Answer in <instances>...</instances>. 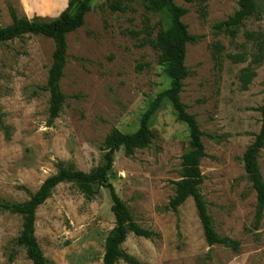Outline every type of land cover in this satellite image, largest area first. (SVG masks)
I'll list each match as a JSON object with an SVG mask.
<instances>
[{"label":"rangeland","instance_id":"rangeland-1","mask_svg":"<svg viewBox=\"0 0 264 264\" xmlns=\"http://www.w3.org/2000/svg\"><path fill=\"white\" fill-rule=\"evenodd\" d=\"M93 0L84 25L66 36L67 58L60 80L66 97L59 116L48 124L46 83L54 43L43 36L16 38L0 45V110L10 131L0 130V201L21 203L56 173V163L88 172L103 160L105 136L112 129L132 133L149 102L168 87L149 45L160 14L146 13L142 0ZM188 9L182 17L190 34L180 99L195 116L206 156L200 162L204 177L198 187L215 231L239 242L236 251L208 246L191 198L173 212L169 200L173 181L183 176L181 156L188 149L186 126L175 120L163 102L150 121L155 136L148 148L126 156L114 155L109 181L133 220L153 230V240L129 234L121 249L139 264H264V213L254 224L256 193L244 170L242 156L260 128L259 107L264 98V53L257 56V39L264 41V0H254L257 16L244 22L235 39L215 35L213 24L226 20L238 0H206V17L198 6L173 0ZM68 0H0V27L11 23L8 6L19 16L56 18ZM145 17L148 18L146 21ZM220 43L222 69L211 55ZM232 56L241 57L234 62ZM254 71L246 90L239 75ZM35 92L38 93L35 94ZM264 182V148L258 155ZM107 189L87 200L72 184L62 183L35 213V237L51 264H101L104 240L114 226ZM21 218L0 212V264H32L15 244ZM117 264H126L122 260Z\"/></svg>","mask_w":264,"mask_h":264},{"label":"trees","instance_id":"trees-1","mask_svg":"<svg viewBox=\"0 0 264 264\" xmlns=\"http://www.w3.org/2000/svg\"><path fill=\"white\" fill-rule=\"evenodd\" d=\"M93 0H68L66 8L54 19L32 18L24 15L19 16L16 10L9 5L11 23L0 27V45L16 38L28 36H43L52 39L54 51L52 62L48 70L46 83L39 90L48 93V124H51L62 111L66 97L60 91V80L67 58L66 36L84 25L86 14L90 10ZM198 6V12L202 19L206 17V0H183ZM146 13L160 14L165 18L166 27L159 26L154 38L149 39V45L157 52L158 64L162 66L163 73L169 81L168 87L160 91L148 104L140 117L138 128L132 133H122L112 129L102 143V163L88 172L64 167L62 162L56 163V173L47 177L37 191L29 195V198L21 203L0 201V212L18 215L21 218V230L15 240V244L21 247L26 257L32 264H51L43 255L35 237V213L50 197L55 187L62 183L72 184L87 200H93L101 188L107 189L111 206L110 210L114 217V226L104 240V253L101 264H117L122 260L126 264H139L137 259L121 249V245L129 234L137 237L153 240L159 234L153 230L143 228L137 224L130 215L126 205L116 194L114 187L109 181L113 169L114 155L123 150L126 156L133 155L135 150L146 149L154 139V132L150 129V121L160 109L163 102H167L174 113L175 120L186 126L188 132V149L182 154L181 162L183 169L182 178L173 181L174 195L170 198L168 206L176 212L184 202L193 200L198 219L201 224L204 239L210 247L222 245L236 251L239 242L227 236H220L213 227L212 218L208 213L207 204L200 197L198 187L203 183V175L200 162L206 156L202 142V132L194 115L187 112V107L182 103L180 94L183 81L189 71L185 65L187 44H197L200 37L190 34L182 17L188 13V9L176 5L173 0H142ZM112 8L120 9V1L116 0ZM258 8L254 0H238L237 10L226 20L213 24L212 30L215 35L223 34L230 39H235L244 22L257 16ZM146 21L148 20L145 17ZM258 61L264 53V41L257 39ZM224 47L215 42L211 45V55L216 68L222 69V51ZM234 62L242 58L232 56ZM255 73L249 67L244 68L239 80L241 89L246 90L248 84L254 78ZM35 94L38 95L37 92ZM260 128L253 141L246 148L242 162L248 175L252 189L256 193V205L254 224L258 226L264 213V182L258 165V155L264 148V98L259 107ZM0 130L4 131L6 140L10 138V131L3 123V115L0 110Z\"/></svg>","mask_w":264,"mask_h":264},{"label":"water","instance_id":"water-1","mask_svg":"<svg viewBox=\"0 0 264 264\" xmlns=\"http://www.w3.org/2000/svg\"><path fill=\"white\" fill-rule=\"evenodd\" d=\"M242 160V159H241Z\"/></svg>","mask_w":264,"mask_h":264}]
</instances>
